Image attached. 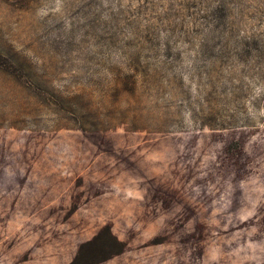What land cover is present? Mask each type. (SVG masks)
I'll use <instances>...</instances> for the list:
<instances>
[{
	"label": "rangeland",
	"instance_id": "rangeland-1",
	"mask_svg": "<svg viewBox=\"0 0 264 264\" xmlns=\"http://www.w3.org/2000/svg\"><path fill=\"white\" fill-rule=\"evenodd\" d=\"M76 259L264 264V0H0V264Z\"/></svg>",
	"mask_w": 264,
	"mask_h": 264
},
{
	"label": "trees",
	"instance_id": "trees-1",
	"mask_svg": "<svg viewBox=\"0 0 264 264\" xmlns=\"http://www.w3.org/2000/svg\"><path fill=\"white\" fill-rule=\"evenodd\" d=\"M107 232H109V229H103V230H101V232L99 233V235L93 241H91V243L87 244V246L85 245V246H82L80 248L79 255H83L84 252H86V249L95 248L97 246H100L101 247L104 244V241H105L104 234L107 233ZM77 259H76V261H73L71 264H80L81 261L79 262V261H77Z\"/></svg>",
	"mask_w": 264,
	"mask_h": 264
}]
</instances>
